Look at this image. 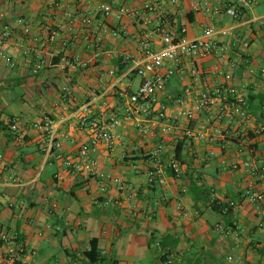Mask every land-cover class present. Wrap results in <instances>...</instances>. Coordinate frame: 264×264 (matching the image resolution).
Wrapping results in <instances>:
<instances>
[{
    "label": "crops",
    "instance_id": "0c3cea01",
    "mask_svg": "<svg viewBox=\"0 0 264 264\" xmlns=\"http://www.w3.org/2000/svg\"><path fill=\"white\" fill-rule=\"evenodd\" d=\"M150 2L163 4L177 33L228 50L183 56L159 92L169 118L179 121L164 132V120L141 115L151 127L144 134L138 117L124 114L122 91L141 83V40L149 35L159 49L153 29L162 20L145 24L116 9ZM104 4L113 9L105 12ZM231 5L237 16L226 11ZM209 25L215 31L206 35ZM0 51V176L7 178L0 230L18 231L26 243L15 264H163L167 249L178 264H264V199L245 196L249 187L264 193V133L255 132L264 125V0H0ZM194 67L202 70L198 78ZM221 83L247 96V125L229 126L217 107L191 119L180 113L194 93ZM44 114L57 139L68 135L50 151L49 132L33 126ZM115 117L113 149L100 142L82 154L91 121L110 125ZM9 118L20 122V136L10 132ZM181 140L176 175L170 161ZM93 239L99 262L85 254Z\"/></svg>",
    "mask_w": 264,
    "mask_h": 264
},
{
    "label": "built area",
    "instance_id": "2783aa9c",
    "mask_svg": "<svg viewBox=\"0 0 264 264\" xmlns=\"http://www.w3.org/2000/svg\"><path fill=\"white\" fill-rule=\"evenodd\" d=\"M242 2H248L249 0H238ZM206 8L210 9V3H204ZM194 9L199 10L202 8L200 3H195ZM101 9L105 12H110L113 7L111 4H104ZM117 12L120 15H128L129 17L142 19L145 24H151L153 20H162L154 27V33L158 35L160 42L159 49H152L153 41L149 35L145 36L141 40V48L143 54L146 56L144 62L138 63L135 68V73L141 77V83L135 91L129 92L124 89L122 93L127 98L124 106V114L126 116L138 117L137 127L140 132L144 134L151 133V127L146 126L141 121V115L157 116L158 119L164 120L161 125V130L164 132L170 131L177 123L178 119H170L167 114V105L160 100L159 92L163 90L176 69L183 56H188L192 59H204L216 52H226L228 45L218 43L213 39L204 38H190L185 34V29H182V33L179 34L175 30L169 27L171 21L167 15L166 10L161 2L146 3L142 10L129 9L125 5H119ZM218 11V9H214ZM226 11L237 16L238 9L233 5L227 6ZM83 21L89 23L91 18L85 16ZM215 31L214 25H209L204 30L206 35H211ZM247 45V43H245ZM78 61L79 59L76 58ZM68 62V61H67ZM76 62V61H75ZM75 62H68L69 64H75ZM170 67L166 68L167 65ZM113 72V71H112ZM191 75L194 78H198L202 74V70L198 67H194L191 70ZM264 76V70L262 72ZM63 97L67 98L69 90L67 87H63ZM176 102L180 106L187 105V99L177 98ZM190 105L180 109V113L187 118H193L198 113L206 110H210L213 107H217L216 117L220 120H224L229 126H242L247 125L250 120L249 103L247 96L241 89L230 83H221L217 87L210 90H201L194 93L189 100ZM121 120L115 117L110 125L98 124V121H91L92 134L90 142L83 144L81 148L82 154H86L91 147L98 145L100 142L106 143L109 149H113L116 141V135L113 132V127L117 126ZM10 132L18 137L22 132L20 122L16 118H9L7 121ZM33 126L39 128L42 131L49 132V151L55 147L62 145V140L68 137L67 133H61V138L57 139V129L54 128V120L50 115L44 114L39 120L33 122ZM257 134L264 133V125H260L255 128ZM62 155L58 154V158ZM96 165V161L91 162L88 168L93 170ZM170 167L174 170L176 175L180 174V168L178 161L173 154L170 161ZM7 181L6 177L0 176V183ZM119 182H122L118 179ZM246 198L254 202H259L264 199V193L253 190L252 187L247 188L245 191ZM231 204H233L231 202ZM178 208H182L181 205ZM6 244V251L0 253V264H15V262L24 254L26 250L25 241L19 236L16 230H0V245ZM98 264H113L111 261H102ZM163 264H178L177 256L169 249H167L164 257Z\"/></svg>",
    "mask_w": 264,
    "mask_h": 264
},
{
    "label": "trees",
    "instance_id": "16d2710c",
    "mask_svg": "<svg viewBox=\"0 0 264 264\" xmlns=\"http://www.w3.org/2000/svg\"><path fill=\"white\" fill-rule=\"evenodd\" d=\"M183 146H184V141L183 140L179 141L177 146H176V149H175V157H176V159L180 158L182 150H183ZM173 172H174V170H173ZM228 206H225V208H224L225 211H227ZM85 254L89 258V260H91L92 262H99L100 261V259H99V250H98L97 240L96 239L92 240L90 249H88ZM113 264H116V263L113 262Z\"/></svg>",
    "mask_w": 264,
    "mask_h": 264
},
{
    "label": "rangeland",
    "instance_id": "374dc122",
    "mask_svg": "<svg viewBox=\"0 0 264 264\" xmlns=\"http://www.w3.org/2000/svg\"><path fill=\"white\" fill-rule=\"evenodd\" d=\"M2 55H4L1 51H0V57H2ZM139 77H136V79H135V84H134V89L136 88V86H137V84H138V82H139ZM227 256V255H226ZM226 258V257H225ZM227 259V258H226Z\"/></svg>",
    "mask_w": 264,
    "mask_h": 264
}]
</instances>
